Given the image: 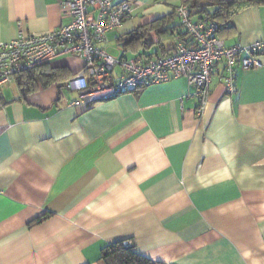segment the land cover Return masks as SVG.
Masks as SVG:
<instances>
[{
	"label": "crops",
	"instance_id": "1",
	"mask_svg": "<svg viewBox=\"0 0 264 264\" xmlns=\"http://www.w3.org/2000/svg\"><path fill=\"white\" fill-rule=\"evenodd\" d=\"M66 1L0 0V42L69 24ZM112 1L134 12L99 43L108 54L147 61L180 41L173 13L185 0ZM169 16L165 32L124 44ZM225 21L217 33L225 46L264 41V4ZM257 58L258 67L235 66L234 94L221 84L223 63L215 66L200 116L183 78L88 102L65 80L24 95L4 85L0 264H100L101 249L115 242L161 264H264V55ZM50 65L71 77L84 62L63 56Z\"/></svg>",
	"mask_w": 264,
	"mask_h": 264
},
{
	"label": "built area",
	"instance_id": "2",
	"mask_svg": "<svg viewBox=\"0 0 264 264\" xmlns=\"http://www.w3.org/2000/svg\"><path fill=\"white\" fill-rule=\"evenodd\" d=\"M65 14L71 22L59 29L0 42V89L14 77L36 66L51 63L58 57L81 58L84 66L70 77L66 88L82 100L113 97L138 87L185 79L194 88L195 113L202 115L210 92L212 73L223 63L221 84L229 94L236 92L235 66L244 69L260 66L264 41L250 46H225L217 36V26L209 18L193 20L189 9L181 5L175 13L190 44L177 41L169 55L143 61L124 60L108 54L98 45L108 31L116 29L134 12L128 1L67 0ZM240 55H245L239 62ZM1 106V103H0ZM1 194V191H0Z\"/></svg>",
	"mask_w": 264,
	"mask_h": 264
},
{
	"label": "trees",
	"instance_id": "3",
	"mask_svg": "<svg viewBox=\"0 0 264 264\" xmlns=\"http://www.w3.org/2000/svg\"><path fill=\"white\" fill-rule=\"evenodd\" d=\"M263 4L264 0H185L181 5H184L189 9L192 19H211L216 24L218 33L219 30L226 25L227 21L224 22L226 17H230L243 8ZM175 10L173 16L177 18ZM171 17L172 16L165 17L137 27L126 35L124 44L128 45L133 41H140L141 39L145 43V38L149 33L155 32L159 35L161 32H165L159 30V25L162 21L167 22ZM176 26L181 28L179 40L185 44H190L191 39L186 33H184L181 23ZM170 53L161 56H166ZM69 78L70 76L65 69L53 68L50 63H46L18 73L14 77L13 82L16 84L20 93L24 95L36 90L47 88L51 84H58L64 80L66 82ZM58 86L61 88L63 85ZM98 261L100 264H161L139 255L128 243L125 242H115L103 247L100 251Z\"/></svg>",
	"mask_w": 264,
	"mask_h": 264
}]
</instances>
